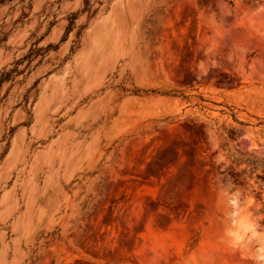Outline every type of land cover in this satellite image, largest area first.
<instances>
[{"label": "rangeland", "instance_id": "rangeland-1", "mask_svg": "<svg viewBox=\"0 0 264 264\" xmlns=\"http://www.w3.org/2000/svg\"><path fill=\"white\" fill-rule=\"evenodd\" d=\"M262 247L264 0H0V264Z\"/></svg>", "mask_w": 264, "mask_h": 264}, {"label": "clouds", "instance_id": "clouds-1", "mask_svg": "<svg viewBox=\"0 0 264 264\" xmlns=\"http://www.w3.org/2000/svg\"><path fill=\"white\" fill-rule=\"evenodd\" d=\"M215 66V65H213ZM227 196V193H224ZM238 195V194H237ZM229 204L233 207L237 205L235 198L229 199ZM232 229L225 232V236L230 242L231 247H238L245 242L246 236L254 232L253 227L246 220H242L239 217V213L233 212ZM259 256L257 258V264H264V247L259 250Z\"/></svg>", "mask_w": 264, "mask_h": 264}]
</instances>
